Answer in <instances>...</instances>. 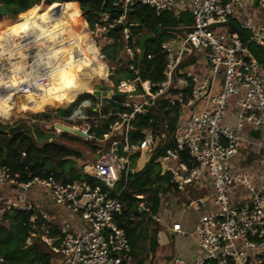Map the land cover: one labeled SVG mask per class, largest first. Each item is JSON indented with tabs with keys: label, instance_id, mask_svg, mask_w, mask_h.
Masks as SVG:
<instances>
[{
	"label": "built area",
	"instance_id": "obj_1",
	"mask_svg": "<svg viewBox=\"0 0 264 264\" xmlns=\"http://www.w3.org/2000/svg\"><path fill=\"white\" fill-rule=\"evenodd\" d=\"M73 1L82 9L85 25L78 19L75 4L65 11L56 7L42 15L32 7L38 0L23 10L10 9L16 15L30 8L33 11L22 19V25L15 23L0 29V102L12 105L15 112L10 116H14L24 114V109L34 102L51 98L47 97L62 87H52L59 65L89 54L85 46H79L80 41L89 39V28L98 48L96 56L107 66L106 76L101 78L106 83L112 69L100 46L113 43L111 34L116 30L123 43L120 58L127 75L110 83L109 91L99 88L101 81L97 82L91 89L100 90L98 95L82 93L62 109L64 120L82 123L73 127L83 131L87 139L94 137L92 126L100 127L102 120L113 117L101 140L112 139L105 149L98 144L94 161L82 167L86 177L80 179L35 172L26 163L16 170L0 164V188L5 184L16 187L14 194L5 199L0 215L11 209L31 211L24 247L32 245L34 239L44 243L48 264H122L129 259L130 243L118 222L125 202L120 194L129 175L139 170L136 156L143 153L148 161L158 163L159 174L167 176L178 192L199 179L205 169L212 186L213 208L199 214L192 231L201 252L192 260L174 255L170 264H264V151H257L253 157L260 168L257 173L236 168L232 162V158L247 160L239 155L249 137L245 125H264V71L248 47L253 40L264 49V23L255 25L244 17L238 29L227 26L235 10L251 9L264 18V0H108L107 8L96 11L91 26L86 9L78 0ZM136 5L146 6L155 16L170 11L178 17L186 11L192 15V22L181 26L183 36L162 40L157 51L144 53L132 33L137 22L130 10ZM143 56L155 63L162 57L160 79L142 78ZM190 59L204 60L206 70L198 73L199 69H182ZM216 79L221 81L219 86L215 85ZM73 84L62 88L66 90ZM30 92L37 94L36 98ZM115 92L125 99L112 98ZM103 99H111L123 109L104 111ZM161 105L175 106L179 113L188 112L186 117L176 118L171 134L167 133L164 119L161 133L151 125H134L138 115H146ZM46 108L56 109L49 104ZM58 123L69 125L65 121ZM160 138L162 150L156 154ZM25 156L26 152L21 151L20 157ZM35 188L53 203L64 206L78 225L67 220L53 225L48 213L37 211L27 197V192ZM235 188L248 191L240 203L231 201ZM131 196L136 213L160 220L161 208L159 212L152 211L149 192ZM199 201L200 198L192 199L189 203L197 208ZM170 230L179 235L186 233L179 221L172 222ZM0 264L10 263L0 255Z\"/></svg>",
	"mask_w": 264,
	"mask_h": 264
},
{
	"label": "rangeland",
	"instance_id": "obj_2",
	"mask_svg": "<svg viewBox=\"0 0 264 264\" xmlns=\"http://www.w3.org/2000/svg\"><path fill=\"white\" fill-rule=\"evenodd\" d=\"M38 1H39V6L36 9H40L44 5V3L46 2L44 0L43 1L38 0ZM48 1L49 0H47V2ZM4 3H5L4 0H0V4H4ZM52 3H55V4L52 5ZM57 3H59V0H50V3H47L46 6L42 9V11H41L42 14L52 10L53 8L60 7L59 4H57ZM13 9H16V8H13ZM87 14L89 16V26H91L93 21L95 20L96 12L92 13L91 11H89V13H87ZM97 17H99V14H97ZM132 17H133V20H135L137 22V25H135L132 28L134 42L136 45H138L140 47L141 52H144V49H143L144 44L146 42H149L151 39H155L156 41H162V40H165L167 38L176 37V35H177L175 33L165 32L161 35L156 36L151 31L150 27L142 24L139 21V19L137 18L136 15H133ZM160 17H162L163 20H169L170 22H176V24H178V27H181L183 25L186 27L189 24H191V22H192V15L188 12L181 13L178 17H176L175 14L170 12V11H162ZM10 22H11V20H3L2 23L6 26ZM154 24H155V27H157L156 22H154ZM219 29H221V28H219ZM245 33H247L249 35L248 30H246ZM116 34H111L113 43H111L110 45L103 43L100 46L101 51L104 53V55L107 59V62L109 64V66H111V69H112V75L109 77V81H106V83H104L103 81L98 80V82L101 81L98 85L99 88H101L103 90H107V91H109L111 89L110 83H114L117 80V78L120 76H126L127 75V73L125 72L126 66H125L123 60L120 59V57L123 55V51H122L123 43H122L118 33H116ZM71 44H73V42ZM249 46H251L252 51H253L252 52L250 50L251 53L255 57L257 56L256 58L259 59L258 61L262 65V69L264 71V49L262 48V46H260L258 43H256L253 40H250ZM95 58L103 66L104 65L106 66V64H104V62H101V60H98L97 57H95ZM260 59H263V60H260ZM205 65H206V63L204 62V60L196 62L195 59H190V60L184 62V64L182 65V69L191 68L194 71L199 69V70H197V72L202 73V71L206 70ZM219 74L222 77V74H223L222 68H220ZM95 75H98V74H95ZM158 79H160V78H158ZM93 83L96 84L97 80H94ZM220 84H221V81L219 79H216L215 85L219 86ZM84 95H87V93H85ZM116 95L118 96L120 94L115 92L114 95H112V98H113V96H116ZM123 98L120 97L119 100H121ZM103 102L105 105L103 108L104 111H114L118 108V106L113 101H111V99H103ZM40 103H41V106H44L47 104V103H42V101H40ZM158 104H160V103H158ZM62 105L63 104H60L58 106L61 107ZM161 108L163 110L165 107H161ZM64 111L65 110H62V109L45 108L44 111L37 113L33 116H30L24 120H21L15 124H11L9 126H7V125L2 126V127H0V138L9 137L12 134H22L23 136H25L24 138L26 140H28L30 143H28V147L21 145L19 148V154L21 151L28 150L29 147L32 148V150L29 152V155H30L31 161L33 160L32 162H35L37 167L43 168L44 171L48 170V171H52V172H61L64 176H74L71 179L84 178L83 177L84 173H83L82 167L84 164H91L94 161V158H95L94 153L98 147V144L99 143L103 144V149H105L108 146V144L110 143V140L112 139V137H111L107 140H101L102 132H104L106 130V128H107L106 125L110 121L102 120L99 123L100 127L92 126L91 131L94 133V137L87 139V138L78 136L74 133L62 131L59 128L56 130V128L54 127V123L59 122V121L60 122H62V121L68 122L69 125L76 126V127H80L82 125V123L78 122V121L64 120L63 119ZM187 114H188V112L186 110H183L180 113L177 112L176 118L182 119V118L186 117ZM166 116L169 117V115H166ZM158 127H160V126H158ZM170 127H171L170 125L169 126L167 125V130H169ZM102 129H105V130L103 131ZM115 137L118 138L120 136L117 135ZM51 146L67 147L71 150L72 154L65 157L64 159H60V158H49L47 155H42L41 152H39V150H45ZM37 149H38V151H37ZM1 152L6 153V149H4V150L0 149V155H1ZM140 155L141 156H138V155L136 156V160H137L138 167L143 168L147 165V163L149 161H148V157H145L143 155V153H141ZM230 162H231V160H230ZM232 162H233V165H236L235 166L236 168L239 167L241 170H244V169H246V170L249 169V171L252 170L251 168H248V166L246 165V160H241L239 158H235V159L232 158ZM155 163L150 168L151 172H150V174H148V177H147L148 179L146 182V186H150L152 188H155V187H157V185L160 184L159 193H158L159 195L157 194V197L155 199V205H154V211L153 212H157L156 208L158 206H160L159 200L167 197L168 193H178L177 190H174L172 185L166 184L165 179H161V180L154 179V174L159 170L158 163L157 162H155ZM141 164H142V166H141ZM259 171H260V168L256 167V168H254L253 172L257 173ZM84 176L86 177V174H84ZM199 179L200 180H198L197 183H195V181H194V182L186 185L183 191H186L187 193H192L197 189V187H199V185L202 183L203 179L209 180V177L207 176V173H206V169L204 170L203 175ZM151 180H153V182H151ZM165 186H167L168 189H165L166 188ZM125 189H123L122 191L124 192ZM131 190H133V187H131L129 190L130 192H133ZM148 192L149 191H146V193H148ZM142 193H145V192H142ZM149 193L152 195L153 191L150 189ZM247 196H248L247 190H245L243 188H235L231 192V201L233 203H240V202H242L243 197L246 198ZM45 197L47 200L46 203L48 204V206H47L48 209H52V210H56V211L61 210V213L64 212V214H65L63 216V218L66 217V213L70 217L73 216L72 213H68V211L65 209L64 206L53 203L49 199L48 196H45ZM187 203H188V201H187ZM132 205H134V204L132 203ZM163 207H166V205H161L160 208L163 209ZM47 208H46V210H47ZM132 208H133L132 206H128L127 203L124 202L123 211L129 210ZM47 211H48L47 213H48L50 218H51V216H54V213L52 211H49V210H47ZM123 211H122V213H123ZM158 212H159V210H158ZM160 214H161V212H160ZM130 218L132 219L133 222H136L139 220L140 224L137 226L136 230L134 231V236H136V246L134 248L131 247L130 252H129V260L126 261L125 264H150V259H151V256L153 254L154 248H155V246L151 245L150 239L152 237L153 238L152 242L154 241V234L156 232L155 230L157 229V222L153 218H148V217L144 216V214L134 213L131 210H130ZM120 220L124 221L123 216H120ZM63 221H64V219L61 220V222L59 224H61ZM0 225L5 226L6 228H9L11 226L10 222L8 220L2 219L1 215H0ZM33 244L37 245L39 247L40 251H42L43 253L47 252V247L41 241L34 239ZM24 251L25 252H23L22 254L19 253L15 257L16 258H22V259H26L27 257L30 258V255L27 254L28 250H24ZM49 252L52 253L51 250Z\"/></svg>",
	"mask_w": 264,
	"mask_h": 264
},
{
	"label": "trees",
	"instance_id": "obj_3",
	"mask_svg": "<svg viewBox=\"0 0 264 264\" xmlns=\"http://www.w3.org/2000/svg\"><path fill=\"white\" fill-rule=\"evenodd\" d=\"M62 0H59V6L63 11L67 10L68 8L76 5V1L73 0H65L61 2ZM79 4L82 8H85L87 13L91 11L92 13H95L96 11H99L103 7H108L109 1L108 0H78ZM5 6L10 10L13 8L23 10L27 8L29 5H32L35 3V0H4ZM47 3H50V1H46L44 5L40 9H36L39 6V2L35 6H32L34 11L38 12L42 15V9L46 6ZM55 3H52L54 5ZM31 8L28 11H23L17 14L18 16H27L28 13H31L33 11ZM77 12L79 14L78 19H80L81 23L85 25V20L82 16V9L78 8V4L76 5ZM13 13V11H11ZM15 14V13H14ZM77 14V16H78ZM16 15V14H15ZM131 15H136L139 21L150 27L153 34L156 35V32H158L162 27H168V26H178L176 22H170L169 20H163L160 16H155L154 13L147 8L144 5H136L134 10L131 12ZM181 19V18H180ZM3 20H11V22L8 25H4L2 22ZM154 22H156L157 27H155ZM19 24L22 25V21H16L11 18H8L5 15H0V29L1 28H10L8 26H11L12 24ZM116 34V30H114ZM117 35V34H116ZM158 36V35H156ZM160 41H156L155 39H151L149 42H146L144 44V53L149 51H157V46ZM79 46L81 49H84L85 46V52H89V54H85V56H79L74 60V62H62L63 68L61 69V76H58L57 79L53 82L52 87H63L66 84H70V82H74V84L70 87H68L66 90L61 87V89H58L59 91L56 93H51L46 100V103L49 104L51 107H54L56 109H62L58 105L62 102H65L67 97H71L74 95V93L77 91V89L81 87H85L86 89L88 87H92L94 85V80H103L104 76L102 74H97L98 72H104V66L99 63L96 60V54L97 52H94L96 49L93 47V44H91L90 40L87 39L83 42H79ZM249 50L252 51L251 46H249ZM253 52V51H252ZM95 56V57H94ZM257 57V56H256ZM258 59V58H257ZM259 60V59H258ZM263 60V59H260ZM150 66H153L152 72H148L150 70ZM162 67V57H160V60L155 63L152 60H147L143 56L141 58V75L143 78H149L151 80H156L160 78L159 70ZM77 68V73L76 69ZM69 75V76H68ZM69 77L70 80H65V77ZM56 87V88H57ZM71 89V90H70ZM64 91L65 95L61 96L60 92ZM29 95L33 98H36L37 94L30 92ZM122 97V94L116 95L115 98L119 99ZM55 102V103H53ZM46 105L41 106L40 102H34V104L28 106V108L24 109V114L18 115L14 114V116H10L11 113H13L15 110L12 105H5L0 102V127L2 126H9L11 124H15L21 120H24L30 116H33L37 113H40L45 110ZM163 105L160 107H157L156 110L151 111L147 113L146 115H138L136 119L134 120V125L136 127H146L148 125H151L153 128H157L159 133L162 132L164 129L163 125V119L166 121L165 128L167 130V125L171 126L169 130H167L168 134H171L172 130L175 127V120L177 117L178 109L175 106H169L167 108H164L162 110ZM122 107L117 108V110H122ZM166 115H169L167 117ZM14 117V118H13ZM13 118V119H12ZM113 117H109L108 121H111ZM150 118L151 121H150ZM12 119V120H11ZM107 126V125H106ZM162 128V129H161ZM103 131L105 129H102ZM101 130V131H102ZM22 134H12L9 137L0 138V149L4 150L6 149V153L1 152L0 155V164H7L11 166L14 170L18 169L21 166V163H26L29 165V167L35 171V172H43V168L37 167L35 162L31 161L29 152L32 150V148H28L26 150V156L21 158L19 154V148L21 145L27 146L28 143H30L28 140L24 138ZM137 138V135L133 137V140ZM161 138L159 140V144L156 149V154L159 153L162 148L160 145L162 144ZM36 150V149H35ZM38 151V149H37ZM42 155H47L49 158H60L64 159L65 157L72 154L71 150L64 146H51L45 150H39ZM152 160L147 163L145 167L138 170L137 172L130 174L127 180V186L126 189L121 191L120 197L124 199V201L127 203L128 206H132V209L124 210L123 213L120 216H123L124 221L120 220V216L118 219V222L121 226L124 227L127 236L129 238L130 243V249L131 247L134 248L136 246V236H134V231L136 230L137 226L140 224V221L133 222L130 218V210L136 213L134 205H132V196L131 193L136 192H146L150 189L153 191L152 198L155 205V199L157 197V194L159 193V185L157 187L152 188L150 186H146L147 177L148 174H150V168L154 164ZM156 164V163H155ZM72 170V169H71ZM44 172H52V171H44ZM56 176H61L65 179H71L74 176H64L61 172H53ZM84 177V174H83ZM154 179L161 180L165 179L166 184L170 185L168 182V177H165L163 175L159 174V170L154 174ZM93 181V180H92ZM153 182V180H151ZM133 187V192H130V188ZM165 189H168L167 186H165ZM31 214V211H25V210H18V209H11L9 211L3 212L1 217L2 219L8 220L10 222V227L6 228L5 226L0 225V255L6 258L10 264H48L49 261V254L47 252L40 251L39 247L37 245H30L27 247H24V238L26 234L28 233L30 229L31 222L29 220V216ZM151 245H155V242L153 238L151 237ZM24 250H28V253L30 255V258L22 259V258H16L19 253L25 252ZM130 252V251H129ZM122 264H125L123 262Z\"/></svg>",
	"mask_w": 264,
	"mask_h": 264
},
{
	"label": "crops",
	"instance_id": "obj_4",
	"mask_svg": "<svg viewBox=\"0 0 264 264\" xmlns=\"http://www.w3.org/2000/svg\"><path fill=\"white\" fill-rule=\"evenodd\" d=\"M184 12L186 11H183L181 13ZM244 17H248L249 20L255 25L264 23V18H261L259 15L254 14L253 10L251 9H248L246 12H243L241 10H235L233 16L230 17L227 26L232 29H236V28L238 29L239 21ZM90 42L91 44H93V47L97 50V47L94 45V43L92 41ZM96 50L94 52H96ZM62 68L63 66L61 67V69ZM106 69L107 67L104 65V72H98L97 74H102L103 76H106ZM148 72H152V71L148 70ZM65 80H70V78L66 76ZM81 88H83L86 91L89 87L86 89L85 87L80 86L77 89V91L74 93V95L78 94V90ZM73 96L67 97L65 102H67V100L72 98ZM65 102H62L61 104ZM245 130L249 131V137L248 140L241 145V148L239 150V155L245 156V158H247L246 165L248 166V168H251L252 171H254V168L259 166L254 162V158H253L254 154H256L257 151L258 152L264 151V125L253 127L250 124H246ZM138 136L139 134H137V137ZM140 169L142 168H139V170ZM198 180L200 179L195 180V183H197ZM211 188L212 186L210 180L203 179L199 187H197V189L192 193H187L186 191H181L178 193H168L167 197L159 200L160 206L156 208V211L158 210V208L161 207V205H166V207H163V209L161 208L160 210L161 218L159 221H156L157 229L155 230L156 232L154 234L155 248L150 259V264H170V260L174 255L185 256L188 260H192L196 256V254L201 252V249L195 243V237L192 234V231L194 229V224L199 214L201 212H205L213 208V204L210 198ZM15 190L16 187L10 184H5L0 188V208L4 206L5 199L7 197L12 196ZM27 197L34 206H37L36 209L37 211H39L40 209L47 213L48 212L47 210H49L54 213V216H51L50 218V222L53 225H58L63 219L64 221L67 220L68 222H71L75 226L78 225L76 218L72 216L71 217L68 216L67 213H66V217L63 218L65 214L64 212L61 213V210L56 211V210L48 209L47 208L48 204L46 203L47 202L46 197L43 193L39 191V189L35 188L29 190L27 192ZM199 198L201 199V201L198 202L197 208H194L192 205H190L189 203L190 200L192 199L197 200ZM152 208H153L152 211H154V201ZM176 221L181 222L182 227L186 232L184 235L173 233L170 230V225L172 224V222H176Z\"/></svg>",
	"mask_w": 264,
	"mask_h": 264
},
{
	"label": "water",
	"instance_id": "obj_5",
	"mask_svg": "<svg viewBox=\"0 0 264 264\" xmlns=\"http://www.w3.org/2000/svg\"><path fill=\"white\" fill-rule=\"evenodd\" d=\"M8 10L9 9L4 4H0V13L6 12ZM130 11H133V10H130ZM239 31L241 32V30H239ZM165 32H171V33H175V34H179V35L183 36V28L177 27V26L162 27L158 32H156V35H161ZM100 92L101 91L98 89H90L88 93L98 95ZM106 93H107V95H109V92H106ZM55 127L59 128L62 131L74 133L78 136L85 137V133L83 131H81L79 128H75L73 126L65 125V124L58 123V122L55 123Z\"/></svg>",
	"mask_w": 264,
	"mask_h": 264
},
{
	"label": "bare ground",
	"instance_id": "obj_6",
	"mask_svg": "<svg viewBox=\"0 0 264 264\" xmlns=\"http://www.w3.org/2000/svg\"><path fill=\"white\" fill-rule=\"evenodd\" d=\"M0 15H5V16H7L8 18H11V19L16 20V21H22V19L25 17V16H18V15H15V14L12 13L10 10H8V11H6V12H2V13H0ZM87 32H89V40L93 42V40L91 39V36H90V34H91V29L89 28V30H88ZM96 51H97V53H98V48H97ZM53 54H55V53H53ZM96 55H97V54H96ZM96 57H97V56H96ZM61 67H62V66H61V64H60V65H59V75H58V76L61 75ZM90 89H91L90 87H89L86 91H85L83 88L79 89V90H78V94H77V95L75 94L72 98L68 99L67 102L63 103V105H62L60 108H62V109L66 108V107L68 106L69 103L73 102V101L78 97V95H80V94H82V93H85V92H89ZM61 95H65V92H61ZM43 102H46V101H42V103H43ZM53 103H55V102H53ZM59 105H60V104H59Z\"/></svg>",
	"mask_w": 264,
	"mask_h": 264
}]
</instances>
